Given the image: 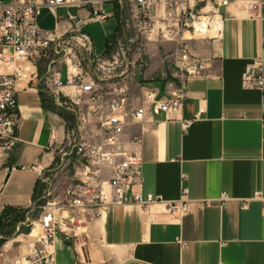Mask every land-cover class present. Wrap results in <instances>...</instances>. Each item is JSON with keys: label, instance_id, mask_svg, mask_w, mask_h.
Segmentation results:
<instances>
[{"label": "crops", "instance_id": "0c3cea01", "mask_svg": "<svg viewBox=\"0 0 264 264\" xmlns=\"http://www.w3.org/2000/svg\"><path fill=\"white\" fill-rule=\"evenodd\" d=\"M209 2L205 9L196 0H189L188 6L207 13ZM103 9L111 14L114 4ZM220 13L219 38L191 41L192 54L205 70L189 79L180 111L168 117L147 113L144 121L129 124L120 140L121 151L137 153L142 160V193L162 201L151 208L155 221L133 204L111 208L77 237L66 239L57 232L53 264H264V87L242 85L246 69L256 59L264 60V20L251 19L242 2H231ZM69 16L82 21L81 31L90 37L94 59L104 69L110 58L106 44L116 34L117 20L104 22L109 31L98 51L88 31L96 24L89 20L88 7H45L37 25L46 37L73 35ZM137 32L148 63L143 77L169 75L163 56L181 35L166 19L165 7L159 6L153 22ZM47 62L42 61L32 83L16 86L20 144L0 160V215L7 207L21 209L24 221L32 218L36 195L41 199L55 192L53 200L61 202L73 177L66 158L57 153L68 136L69 119L47 103L53 100L49 94L54 89L48 82ZM52 69L63 84L68 78L85 83L94 76L88 66L84 69L72 60L57 61ZM132 91L141 96L138 86ZM183 121L189 122L187 129ZM86 129L88 144H98L99 135L88 133L93 126ZM51 138L53 147L48 148ZM108 173L104 169V180ZM183 188L188 191L185 212L166 215L164 204L178 201ZM223 195L227 199L221 203ZM21 226L24 222L0 247V264H20L34 247L30 234L18 232Z\"/></svg>", "mask_w": 264, "mask_h": 264}, {"label": "built area", "instance_id": "2783aa9c", "mask_svg": "<svg viewBox=\"0 0 264 264\" xmlns=\"http://www.w3.org/2000/svg\"><path fill=\"white\" fill-rule=\"evenodd\" d=\"M208 1L211 9L202 13L201 9L189 8V0H0V160L9 156L20 144L16 86L21 82L32 83L38 78L41 61H48V82L54 88L49 95L55 106L75 112V116L76 110L80 111L79 122L68 131L62 148L57 150L60 156L66 158L67 167L72 168V180L66 186L61 202L48 200L37 207V223L31 218L24 221L30 235L36 227L39 232L34 237V247L20 264H53V244L57 232L66 239L77 237L111 208L133 204L147 212L150 222L155 221L156 215L151 208L162 205V201L142 193L140 156L120 150L125 128L131 123L144 121L147 113L154 117H168L180 111L189 79L205 70V64L192 54L191 41L221 36L220 8L227 7L231 2H242L251 19L264 20V0H196L205 4L204 9ZM105 4H114V12L109 14L104 11ZM125 6L130 9L131 27L137 31L148 27L153 22L156 9L164 6L166 19L173 21L181 35L175 41V48L164 56L169 75L145 81L143 86H140L141 82L136 83L141 96L132 91V86L135 79L144 73L146 65L141 56L144 45L140 38L126 39L121 36L120 13ZM45 7L50 10L88 7L89 20L95 23L118 19L120 29L114 40L107 43L111 52L104 69L100 68V61L94 59L90 37L81 31L82 21L75 17L69 16L74 22L73 35L46 37L42 34L37 18ZM196 23L198 27H195ZM162 38L168 40L165 35ZM133 45L136 48H132ZM64 60H75L79 67L84 61L95 64L97 71L102 72V78L84 83L82 79L73 77L63 84L55 77L52 68L57 61ZM242 85L245 89L262 90L264 60L258 58L246 69ZM66 88L72 92L63 93ZM81 110L84 112L81 113ZM88 124L93 126L88 133L99 135L96 145L88 144L84 137ZM188 124L183 121L182 127L187 129ZM137 141V138L133 139V142ZM53 143L51 138L48 148H52ZM106 168L109 173L104 180ZM187 195V189L183 188L178 201L164 204L165 214L175 217L185 212ZM46 196L51 194L47 192ZM226 199L223 195L220 202Z\"/></svg>", "mask_w": 264, "mask_h": 264}, {"label": "rangeland", "instance_id": "374dc122", "mask_svg": "<svg viewBox=\"0 0 264 264\" xmlns=\"http://www.w3.org/2000/svg\"><path fill=\"white\" fill-rule=\"evenodd\" d=\"M123 8L124 9L120 13V24H121V29L120 30H121V36L123 35L122 38H126V39H129V38L135 39L138 36V32L136 31L135 28L131 27V22L132 21L130 19L131 13H130L129 6H125ZM127 20H128V22H127ZM115 24L116 23L113 21V27H115ZM126 25H129V27H127ZM109 26H110L109 23L108 24L107 23H101V24L96 23V24L91 25L88 28L89 33L92 35V38H93V41H94V44H95L96 51H98V50H100L102 48V40L104 38V35L106 33H108ZM122 38L120 40H122ZM132 48H136V45H133ZM144 54H145V51H143V53L141 54V56H142L143 60L145 61V59H144L145 58V55ZM164 56H163L164 61H163L162 66L165 65L167 67L168 66V62H167V60L165 59ZM41 63H42V61L40 62V64ZM73 64H75V60L73 61ZM81 64H82L81 66L84 69H87V66H88V68L92 69L91 73L94 74L93 79L97 80V78H99V79L102 78V72H99V71L95 70V64H89L87 61L81 62ZM145 65L146 66L144 67L143 70H146L147 67H148V63L146 61H145ZM157 77L160 78L159 75H157V76L156 75H153L152 77L146 76L145 78L143 76L138 77L133 82V86L132 87H134L135 84L138 83V82H141V83L144 82V81L149 82L151 80H154ZM81 111H82L81 113L84 112L83 110H81ZM76 112H77V115H76L77 117H74V116L73 117H69V122L67 123L69 130L75 128V126L79 122V120H78V117H80V111H79V109L76 110ZM66 171H68L67 172V176L69 177L70 176V169L68 170V168H66ZM50 188H51V186H50ZM45 194L40 199L39 205H44L48 200L49 201L53 200L54 195H56L55 192L50 197H47ZM37 203L34 206V210H32V212H31V217H32L31 219H33L35 223H37L38 218H39V208H37L39 206L37 205ZM28 230H29L28 234H30V229H28ZM36 231H35V233H33L34 231L31 233V237L32 238L36 236V234L39 232V229L37 228Z\"/></svg>", "mask_w": 264, "mask_h": 264}, {"label": "trees", "instance_id": "16d2710c", "mask_svg": "<svg viewBox=\"0 0 264 264\" xmlns=\"http://www.w3.org/2000/svg\"><path fill=\"white\" fill-rule=\"evenodd\" d=\"M118 22V19H117ZM120 29L119 27V22H118V27L116 29V32H118ZM115 38V36H114ZM114 38H112L114 40ZM111 48L107 46L106 44V53L110 54ZM41 95V94H40ZM52 109L57 110L59 112V115L67 117H76L75 112L72 111H67L64 108H58L55 106L54 101L51 99H48L47 102ZM38 194V193H37ZM35 204L37 203L39 205L40 198L38 195L35 196ZM25 219V211L21 209H13V208H4L1 215H0V247L8 240L10 239L15 233H16V227L18 224H21L24 222ZM29 227L26 226H21L20 230L18 232H24L25 234H28L29 232ZM17 232V233H18Z\"/></svg>", "mask_w": 264, "mask_h": 264}, {"label": "bare ground", "instance_id": "6f19581e", "mask_svg": "<svg viewBox=\"0 0 264 264\" xmlns=\"http://www.w3.org/2000/svg\"><path fill=\"white\" fill-rule=\"evenodd\" d=\"M199 21H200V20H199ZM201 21H202V20H201ZM198 26H199V24L196 23V26H195V27H198ZM36 229H37V228H34V229H33L34 232H33V231H32V232L35 233ZM36 232H37V231H36ZM32 235H33V234H32ZM30 238H32L31 235H30ZM33 238H34V237H33Z\"/></svg>", "mask_w": 264, "mask_h": 264}, {"label": "water", "instance_id": "95a60500", "mask_svg": "<svg viewBox=\"0 0 264 264\" xmlns=\"http://www.w3.org/2000/svg\"><path fill=\"white\" fill-rule=\"evenodd\" d=\"M83 1H86V0H83ZM10 170V169H9ZM66 244H68V240L65 241Z\"/></svg>", "mask_w": 264, "mask_h": 264}]
</instances>
